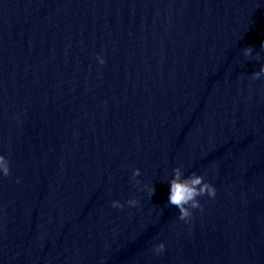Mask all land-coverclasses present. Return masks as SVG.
Masks as SVG:
<instances>
[{
    "label": "water",
    "instance_id": "obj_1",
    "mask_svg": "<svg viewBox=\"0 0 264 264\" xmlns=\"http://www.w3.org/2000/svg\"><path fill=\"white\" fill-rule=\"evenodd\" d=\"M262 42L264 0H0V264H264Z\"/></svg>",
    "mask_w": 264,
    "mask_h": 264
},
{
    "label": "clouds",
    "instance_id": "obj_2",
    "mask_svg": "<svg viewBox=\"0 0 264 264\" xmlns=\"http://www.w3.org/2000/svg\"><path fill=\"white\" fill-rule=\"evenodd\" d=\"M261 50H264V42L261 44ZM242 55L245 58L253 56V48L245 47L241 50ZM255 59L259 62L260 53H255ZM98 64L103 65L105 58L101 54L96 55ZM253 80L264 78V63H260L258 71L253 72L251 75ZM19 123V120H18ZM10 174V161L8 156L0 152V177H7ZM140 176V170L135 168L132 170V176L130 177L135 183H139L136 177ZM19 183V179H17ZM168 183V195L167 205L175 206L178 210L177 219L189 223L193 216L194 209H201L200 197L207 195L209 198H214L216 195V188L214 185L205 179V175L198 174L197 172H190L185 175V172L181 166L172 168L171 177L167 180ZM148 192L153 195L155 189L154 186L145 185ZM129 206L135 207L138 203L136 199H129L126 202ZM111 206L114 208H122L123 205L119 200H112ZM153 251L159 255L165 251V244L160 242L153 246Z\"/></svg>",
    "mask_w": 264,
    "mask_h": 264
}]
</instances>
